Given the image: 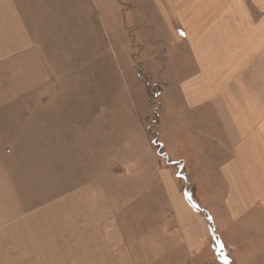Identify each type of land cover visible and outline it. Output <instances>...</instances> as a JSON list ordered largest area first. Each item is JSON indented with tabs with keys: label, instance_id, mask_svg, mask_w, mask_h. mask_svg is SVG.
Masks as SVG:
<instances>
[{
	"label": "rangeland",
	"instance_id": "374dc122",
	"mask_svg": "<svg viewBox=\"0 0 264 264\" xmlns=\"http://www.w3.org/2000/svg\"><path fill=\"white\" fill-rule=\"evenodd\" d=\"M16 1L0 3V264H264L263 229L255 255L244 225L219 245L193 220L192 195L220 215L212 137L191 142L135 6Z\"/></svg>",
	"mask_w": 264,
	"mask_h": 264
},
{
	"label": "crops",
	"instance_id": "0c3cea01",
	"mask_svg": "<svg viewBox=\"0 0 264 264\" xmlns=\"http://www.w3.org/2000/svg\"><path fill=\"white\" fill-rule=\"evenodd\" d=\"M119 2L128 9L135 6L141 22L130 28L142 29L154 50L164 52L163 69L188 103L191 137L196 136L191 142L197 143L193 139L204 132L212 137V160L205 163L219 165L210 175L219 173L225 185L220 193L214 190L220 215L208 201L203 206L192 195L186 205L195 212L191 218L201 222L197 212L202 210L212 231L222 228L219 245L224 244L222 231L244 225V236L255 232L251 250L256 255L263 247L256 230H264V0ZM0 3L5 14L6 6L17 1Z\"/></svg>",
	"mask_w": 264,
	"mask_h": 264
}]
</instances>
